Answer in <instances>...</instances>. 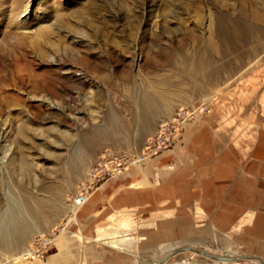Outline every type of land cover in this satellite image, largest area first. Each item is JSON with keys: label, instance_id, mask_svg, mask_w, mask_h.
I'll list each match as a JSON object with an SVG mask.
<instances>
[{"label": "rangeland", "instance_id": "obj_1", "mask_svg": "<svg viewBox=\"0 0 264 264\" xmlns=\"http://www.w3.org/2000/svg\"><path fill=\"white\" fill-rule=\"evenodd\" d=\"M252 2L256 11L264 9V0ZM238 5L239 0H0V76L18 67L50 88L34 93L7 84L0 91V219L7 218V205L14 210V227L3 242L0 235V264L44 263L56 252L52 242L31 258L12 257L40 233L54 229L58 235L64 221L69 236L92 233V227L80 228L78 212L70 216L94 197L91 212L99 210L106 226L116 223L101 231L131 236L138 229L133 237H146L131 252L139 264H157L177 248L163 264L264 260V26L253 24L256 36L236 48L215 52L208 45L217 39L211 32L218 16L243 17ZM21 50L24 58L14 63ZM200 58L205 62L195 66ZM150 101L165 106L154 120L142 111ZM178 107L191 108L195 116L170 147L160 142L155 154L99 179L87 195L80 192L101 157L139 154ZM167 165L185 169L182 194L200 196L163 199L155 192L153 204L143 201L133 213L114 204L126 186L155 190L154 181L161 185L157 170ZM178 188L172 183L168 191ZM80 193L88 197L83 202ZM169 201L171 218L182 206L186 219L167 236L156 229L164 227L158 222L163 211L149 216ZM119 216L129 218L125 225ZM136 217L149 219L133 228ZM151 220L156 227L147 225ZM213 256L245 257L222 262Z\"/></svg>", "mask_w": 264, "mask_h": 264}, {"label": "crops", "instance_id": "obj_2", "mask_svg": "<svg viewBox=\"0 0 264 264\" xmlns=\"http://www.w3.org/2000/svg\"><path fill=\"white\" fill-rule=\"evenodd\" d=\"M156 175L160 176L161 185L158 184V181H154L151 186L155 188V190L136 192L133 188L132 190L130 186H126L123 191L121 190L119 194H116L112 198V201L115 205H118L122 209H135L134 211H132L133 213L140 211V209H137V205H139L143 201L150 202L151 204H153L155 201V192L163 193V199L183 198L189 197L190 195L192 199H195V197L200 196L199 194L196 195L193 193H181L183 181L185 180V169L180 168L179 165H167L163 169H158ZM172 183H177L179 185V188L169 192V184L171 185ZM97 199V197H94L93 199L85 203V205L78 211V220H83L82 223L80 222V228L87 230L88 228L92 227V233L88 231L86 234L81 232H74L80 234H77L76 237L75 235L69 236L65 233L57 241V243L53 244V246L56 248V252L49 254L44 263L40 262L39 260H36L31 262L30 264H139V258L137 256H134L131 252H136L137 248L139 247V244L146 237L142 235V240L140 239L139 235L133 237L137 232H139L138 229L130 230L132 237L129 236L127 233L119 234V232L115 230L109 233L101 231L107 230L111 226H116V223L106 226V224L101 221L100 216H98V214H100L99 210L95 211L94 213L91 212L90 208L94 207V202ZM170 204L171 202L169 201L168 206L161 207L160 209H157L156 212L152 211L149 216L150 218L153 215L163 211L162 218H159L158 220L160 221H157L163 223L164 227H156L150 225V223L154 222L152 220L147 224L151 227H156V229H159L161 231L160 233L162 235L167 236L171 234V230L182 228L186 219L184 216L181 217L180 215V207L182 206H177V214L176 216L171 218V208L174 205L172 204L171 206ZM229 216L230 218H226V220L223 221L224 223L228 224L230 221H232L233 216ZM149 218L142 220H139L141 219L140 217L133 218L132 223H130L131 227L135 228L138 226L137 221L144 222L147 221ZM128 220L129 218L127 220H123L120 217V222H123L124 225L125 221ZM213 220H216V218Z\"/></svg>", "mask_w": 264, "mask_h": 264}, {"label": "bare ground", "instance_id": "obj_3", "mask_svg": "<svg viewBox=\"0 0 264 264\" xmlns=\"http://www.w3.org/2000/svg\"><path fill=\"white\" fill-rule=\"evenodd\" d=\"M256 5H257L256 2H252V0H239V5H238L239 7H238L237 11H240L241 15L243 16V17H240V19L238 18L239 20H234L233 17H231V16L230 17H225L222 15L218 16L216 18V26H215V30H214L215 32H211V31L210 32L215 34V37L217 38L216 41L219 44H217L216 41H214L213 39L210 38V39H208L209 48H211V50H214L215 52H217L216 51L217 49L221 50L220 49L221 46H227L228 49L236 48V47L240 46L241 44H246L250 38L251 39L254 38L256 35H254L253 29L256 30V28L253 24H255V23L257 25L259 24L258 26H260V27H261V25L264 26V9L261 8V10L259 9V12H258L255 10V8H257ZM23 7H24L23 11H26L27 3H25ZM213 25H215V24H213ZM44 32H45V29L43 30V33ZM214 51H212V52H214ZM24 53L25 52H23V50L16 52L14 54V56L12 57L13 62L16 63V60H18L20 58L23 59L24 58L23 56L25 55ZM203 61L204 60H201V58L198 59V61L195 63V66H199V65L201 66L203 64ZM81 64H83L86 67L89 66V64L86 61L85 62L81 61ZM7 84L12 85L13 87H18V88H24L26 86H29L31 88V91H33L34 93H36V92L38 93L39 91L40 92L41 91H43V92L50 91L48 82H44V80L36 79L34 77L30 78L29 73L21 72L20 68H18V67H15L14 69H11L10 71H8V74L5 77L0 76V91H3L4 85H7ZM153 102L154 101H152V102L150 101V103L144 104V106L142 107V111L146 114H151L152 115L151 117L154 120V118L156 116L164 114V112H165L164 107L165 106L157 105L156 103H153ZM2 106H3L2 105V98L0 96V111L2 109ZM196 108H199V106ZM8 198H12V197H8ZM87 198L88 197L86 195H84V193H80V195L78 197V199H80L81 202L85 201ZM197 203L200 204V202H198V201H197ZM12 208L13 207L7 205L6 211L4 213L7 216V218H1L0 219V235L2 236V242L4 241V238L6 239L8 237L9 232L11 230V227H14V225H12L14 222L13 221L14 210ZM75 208L76 209L74 210L73 215L70 216L71 220H73L77 217V212L79 211V208L78 207H75ZM31 211H33V210H31ZM1 213H2V211H1ZM67 224L68 223H66V221H64V223H61L60 229H59L60 233L58 235L53 232L54 231V229H53L51 231V233L48 234V236H45L47 241L49 243H51V242L57 243V241L65 234L66 226H68ZM40 236H43L42 233H40ZM179 249L180 248H177L176 250H172V252L167 253L166 256L164 258H162V260L157 262V264H163L164 260H166L169 256H172V254L175 253L176 251H179ZM34 255L35 254L33 252H30V250H28V247H26V251L24 253H22L18 256L12 257V259H13V261H17V260L23 261L24 259H27V257H33ZM206 255L212 256L210 254H206ZM245 256H234V257L223 256V259H220L219 261L230 262L233 260H238V259L245 257ZM255 259H257L260 264H264V260L262 258L255 257Z\"/></svg>", "mask_w": 264, "mask_h": 264}, {"label": "built area", "instance_id": "obj_4", "mask_svg": "<svg viewBox=\"0 0 264 264\" xmlns=\"http://www.w3.org/2000/svg\"><path fill=\"white\" fill-rule=\"evenodd\" d=\"M193 116L195 114L192 113L191 108L189 110L184 107H178L171 118L160 123L155 135L149 139L143 151L139 154L122 155L120 157H101L94 166L88 169L86 173V182L88 183L85 187L81 188L80 192H85L87 195L86 192L89 186L91 187L99 179L114 177L126 166L141 162L145 157L155 154L160 142L163 147H170L178 138L183 123ZM48 244L49 242L45 236H35L27 247L36 256L39 250Z\"/></svg>", "mask_w": 264, "mask_h": 264}, {"label": "water", "instance_id": "obj_5", "mask_svg": "<svg viewBox=\"0 0 264 264\" xmlns=\"http://www.w3.org/2000/svg\"><path fill=\"white\" fill-rule=\"evenodd\" d=\"M199 252V251H198ZM199 253H201V252H199ZM202 254V253H201ZM215 259H217V260H220V259H223V257H221V256H213Z\"/></svg>", "mask_w": 264, "mask_h": 264}]
</instances>
